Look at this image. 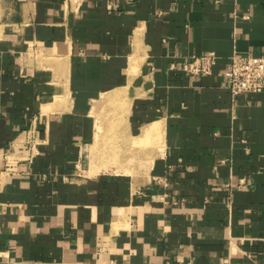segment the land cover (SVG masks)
<instances>
[{
  "label": "crops",
  "instance_id": "0c3cea01",
  "mask_svg": "<svg viewBox=\"0 0 264 264\" xmlns=\"http://www.w3.org/2000/svg\"><path fill=\"white\" fill-rule=\"evenodd\" d=\"M234 52L264 56V0H0V264H264Z\"/></svg>",
  "mask_w": 264,
  "mask_h": 264
},
{
  "label": "built area",
  "instance_id": "2783aa9c",
  "mask_svg": "<svg viewBox=\"0 0 264 264\" xmlns=\"http://www.w3.org/2000/svg\"><path fill=\"white\" fill-rule=\"evenodd\" d=\"M218 60V55L213 52L193 56L184 64L183 69L195 76L212 75L218 64ZM223 75L234 97L241 94L263 92L264 56L234 52L230 57L229 65ZM162 264L171 263L165 262Z\"/></svg>",
  "mask_w": 264,
  "mask_h": 264
},
{
  "label": "bare ground",
  "instance_id": "6f19581e",
  "mask_svg": "<svg viewBox=\"0 0 264 264\" xmlns=\"http://www.w3.org/2000/svg\"><path fill=\"white\" fill-rule=\"evenodd\" d=\"M96 151V150H95Z\"/></svg>",
  "mask_w": 264,
  "mask_h": 264
}]
</instances>
